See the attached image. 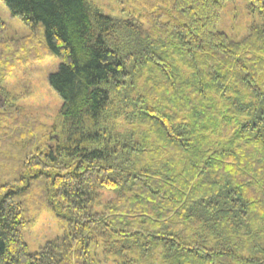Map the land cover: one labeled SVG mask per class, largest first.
<instances>
[{"label": "trees", "instance_id": "1", "mask_svg": "<svg viewBox=\"0 0 264 264\" xmlns=\"http://www.w3.org/2000/svg\"><path fill=\"white\" fill-rule=\"evenodd\" d=\"M0 1L39 32L0 75L42 47L63 100L53 125L0 110V264H264V0L239 38L234 0ZM39 206L63 236L32 253Z\"/></svg>", "mask_w": 264, "mask_h": 264}, {"label": "rangeland", "instance_id": "2", "mask_svg": "<svg viewBox=\"0 0 264 264\" xmlns=\"http://www.w3.org/2000/svg\"><path fill=\"white\" fill-rule=\"evenodd\" d=\"M91 1L107 14L117 17L122 15L120 11L123 5L119 4L117 0ZM224 10L220 28L231 37H242L251 30L254 24L260 23L258 16L252 15L248 11L247 4L242 0H234L233 2L227 3ZM140 11L144 14L148 12L144 8ZM0 20L3 21L4 25V31L0 39L1 43H6L10 40L14 45H21L22 43H29V40L32 38L37 39L39 34L37 29L26 26L19 18L12 16L1 1ZM162 23L160 22V24ZM262 23L264 22L262 21ZM22 54L24 55L23 57L19 56L17 59L14 58L15 64L10 75L6 77L0 75V110H3L8 102L10 103V100H13V110H16L18 107L23 113L29 115L28 117H36L47 125H53L60 114L63 100L51 86L49 78L58 71L60 61L57 57L46 53L42 47L36 48L33 52ZM157 58L156 63L160 67L162 63L167 64L165 59ZM138 65L139 62L136 66ZM136 66L134 74L138 71V67ZM108 196L112 195H105L101 201L104 205L111 199ZM42 208L43 210H41ZM38 212L40 214H38L35 224L26 232L24 237L32 253L39 252L48 242L63 236L61 223L55 219L49 208L40 207ZM164 251L163 253L157 251L152 255L157 257V255L162 253L160 256L165 259L170 253L168 255ZM99 258L101 264H111V261L107 260L108 258L103 248L100 250ZM123 259L127 264H132L130 263L131 260L133 261L131 257L127 256ZM148 259L150 258L148 257ZM148 259H142L143 264H151Z\"/></svg>", "mask_w": 264, "mask_h": 264}]
</instances>
